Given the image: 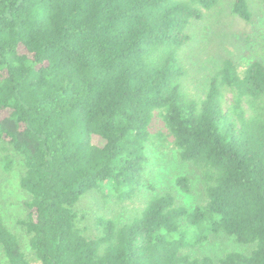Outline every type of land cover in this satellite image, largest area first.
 <instances>
[{"label": "trees", "instance_id": "obj_1", "mask_svg": "<svg viewBox=\"0 0 264 264\" xmlns=\"http://www.w3.org/2000/svg\"><path fill=\"white\" fill-rule=\"evenodd\" d=\"M218 2L0 0V151L24 164L16 224L30 249L0 213V264H264V62L240 74L227 59L205 97L183 91L189 28ZM234 13L251 20L249 1ZM156 113L198 170L204 202L191 210L158 193L123 224L97 216L88 235L77 208L86 195L125 203L152 189ZM177 185L190 192L187 177ZM182 222L191 245L223 233L249 251L193 257Z\"/></svg>", "mask_w": 264, "mask_h": 264}, {"label": "rangeland", "instance_id": "obj_2", "mask_svg": "<svg viewBox=\"0 0 264 264\" xmlns=\"http://www.w3.org/2000/svg\"><path fill=\"white\" fill-rule=\"evenodd\" d=\"M252 18L243 20L234 13L235 0H219L211 11H204L205 19L194 21L189 33L190 42L180 53V59L187 71L183 79V91L192 99L206 96L212 78L222 69L224 62L231 59L240 74L255 61L264 62V2L248 0ZM224 103L233 100L230 89H224ZM152 135L146 152L149 157L147 179L152 189L143 188L132 201L120 203L115 197L104 198L98 192L86 195L77 208L80 211L81 227L88 235L96 233L95 218L99 215L114 220L117 224L130 221L141 210L150 196L170 192L176 200L189 209L196 208L205 200L201 177L196 168L181 160L179 150L174 146L162 119L156 113L150 127ZM10 154V155H9ZM9 155L13 166L8 171L0 167V213L7 226L23 238L24 248L29 252L28 238L16 224L26 215L25 202L29 195L21 187L24 164L12 152L0 151V156ZM189 179L190 192H184L177 185V179ZM181 230L188 233L187 253L193 257L212 256L218 259L230 252L247 253V247L239 245L233 237L223 233L210 236L202 244H195L193 231L188 223L182 222ZM38 264V263H32Z\"/></svg>", "mask_w": 264, "mask_h": 264}]
</instances>
